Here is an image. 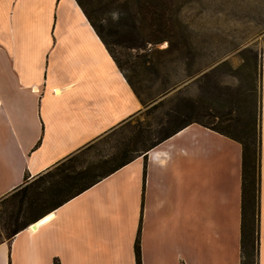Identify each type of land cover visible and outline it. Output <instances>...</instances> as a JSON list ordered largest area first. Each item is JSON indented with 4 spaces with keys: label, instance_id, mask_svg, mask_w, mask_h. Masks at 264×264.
I'll list each match as a JSON object with an SVG mask.
<instances>
[{
    "label": "crops",
    "instance_id": "crops-1",
    "mask_svg": "<svg viewBox=\"0 0 264 264\" xmlns=\"http://www.w3.org/2000/svg\"><path fill=\"white\" fill-rule=\"evenodd\" d=\"M259 246L264 264V55ZM76 0H0V201L141 112ZM243 146L192 124L0 242V264H242ZM28 181V182H27Z\"/></svg>",
    "mask_w": 264,
    "mask_h": 264
},
{
    "label": "trees",
    "instance_id": "trees-1",
    "mask_svg": "<svg viewBox=\"0 0 264 264\" xmlns=\"http://www.w3.org/2000/svg\"><path fill=\"white\" fill-rule=\"evenodd\" d=\"M76 1L107 47L142 105L154 102L158 96L164 97L178 87L179 83L174 81L173 76L177 74V66L179 64L183 63L187 65V68H189L187 70L188 77H193L205 69L201 65L203 55L200 52L194 51L198 41L196 37L192 36L188 26L180 18L182 9L190 0ZM112 8L113 21L104 19L103 12ZM112 33L113 49L108 40V36H111ZM164 42L168 43L166 48H156L157 45ZM115 47L124 52L131 53V51L136 50L138 53H143H139L135 57V60L128 54L127 57L125 55L126 59L122 60L117 56ZM147 57H149L148 64H146V60L142 61L143 58ZM211 74L212 72L203 74L199 78V81L204 82L209 80ZM159 80L162 83V89L158 95L156 94L157 96L152 97L149 91L152 90L155 84H158ZM149 82L152 84L149 85ZM209 90L210 84L209 82H205L201 86L203 96H206ZM145 92H147L149 100L143 97ZM253 94L251 91L247 95V98L252 97ZM219 98L221 104L223 101H226L221 96ZM174 101V99H163L152 107L151 111L154 112L161 107L170 106L169 110L165 111L163 119L159 121L161 128L155 131V133L151 130H140L137 135L139 141L136 142L132 152L127 154L129 147L124 146L115 155L120 156L124 154L120 160L105 159L101 162L87 163L84 159L87 149H82L41 176L40 178H48V186L34 199L33 203L42 202L45 204L50 203V205L28 222L20 224L16 220L9 223L10 236L8 238H12L29 225L39 221L49 212L56 210L135 159L143 156L187 126L197 123L228 136L243 146L242 264H254L252 257L254 252H256V257H258L259 246L260 126L259 132H257L254 126L256 122L254 123V120L251 121L247 112L245 113V110L241 111L240 109L236 111V116L222 119L220 124L210 125L203 122L206 116H209V118L214 117L207 111V107H202V105H199L193 99L178 98L179 102L176 104ZM229 102L233 105L236 103V99L233 101V97H230ZM226 121L228 123L224 124ZM252 125L254 128H252ZM152 135H157V137L151 144L142 148L138 147V142ZM111 160H113L112 165L110 163ZM102 165H108V168L99 173L98 170ZM33 183L25 185L11 196H19L20 193L29 189ZM12 225L13 227H10ZM136 254L137 264H141L139 241L137 242Z\"/></svg>",
    "mask_w": 264,
    "mask_h": 264
},
{
    "label": "rangeland",
    "instance_id": "rangeland-1",
    "mask_svg": "<svg viewBox=\"0 0 264 264\" xmlns=\"http://www.w3.org/2000/svg\"><path fill=\"white\" fill-rule=\"evenodd\" d=\"M103 18L113 21V8L105 10ZM180 18L198 41L194 51L203 55L201 65L205 69L193 77H188L187 65L179 64L177 74L173 76L174 81L179 83L178 87L166 96H158L156 101L142 105L141 112L129 122L85 147L87 152L84 159L87 163L101 162L105 159L120 160L124 154L115 155L124 146L129 147L127 154H130L139 141L137 135L140 130H151L153 133L159 130L161 128L159 121L163 119L165 111L169 110L170 106L161 107L154 112L151 109L163 99H174L175 104L179 102L178 98L195 100L202 107H207V111L214 116L211 118L206 116L203 119V122L210 125L220 124L222 119L236 116L239 109L245 110L251 121L256 122L253 125L259 132L264 55V0H190L182 9ZM108 40L113 49V33L108 36ZM167 45L168 43L164 42L156 48L164 49ZM114 49L122 60L126 59L127 54L135 60L139 53H143L136 50L131 53L124 52L117 47ZM145 60L148 64L149 57L142 59L143 62ZM224 63L226 64L223 66ZM211 72L209 80L199 81L203 74ZM205 82H209L210 90L203 96L201 86ZM150 84L152 83L149 82ZM161 89L162 83L159 80L149 92L154 97ZM251 91L254 93L253 96L247 98ZM220 96L226 100L222 104L219 102ZM143 97L149 100L147 92ZM230 97H233V101L236 99L235 104H230ZM226 123L228 122H224ZM156 137L157 135H152L141 140L138 147L151 144ZM110 163L112 165L113 160ZM107 168L108 165H102L98 171L102 173ZM47 186L48 178L43 177L37 179L29 189L18 194L19 196L10 195L0 201V242L10 236L9 223L16 220L20 224L28 222L50 205L42 202L33 203ZM256 259L254 252L252 257L254 264Z\"/></svg>",
    "mask_w": 264,
    "mask_h": 264
}]
</instances>
